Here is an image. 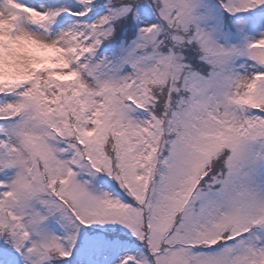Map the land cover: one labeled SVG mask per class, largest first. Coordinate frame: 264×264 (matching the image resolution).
<instances>
[{"label": "snow or ice", "instance_id": "snow-or-ice-1", "mask_svg": "<svg viewBox=\"0 0 264 264\" xmlns=\"http://www.w3.org/2000/svg\"><path fill=\"white\" fill-rule=\"evenodd\" d=\"M0 264H264V0H0Z\"/></svg>", "mask_w": 264, "mask_h": 264}]
</instances>
